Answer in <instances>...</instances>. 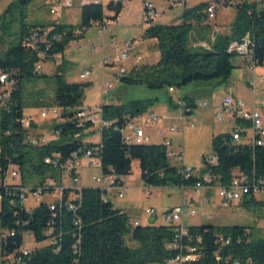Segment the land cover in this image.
I'll use <instances>...</instances> for the list:
<instances>
[{"label": "trees", "instance_id": "obj_1", "mask_svg": "<svg viewBox=\"0 0 264 264\" xmlns=\"http://www.w3.org/2000/svg\"><path fill=\"white\" fill-rule=\"evenodd\" d=\"M31 1L20 0L18 4L29 5ZM208 5L209 2H201L185 9L177 24L146 27L143 36L156 41L159 60L153 65L132 67L120 82L127 86L144 85L148 89H175L193 83L226 81L231 76L234 68L231 60L235 57L227 52V47L246 33L253 42L256 65H264V8L257 10L248 1L234 5L237 15L230 33L215 37L210 50L189 47L191 36L193 40L206 39L203 23L207 20ZM12 7L13 4L7 8V14ZM122 8V3L113 0L105 7L83 4L75 25L56 21L30 24L21 16L17 31L9 35L11 41L5 49H0V75H6L8 82L13 81L0 107V171L13 165L21 176L15 187H0V228L5 232L0 240V264H162L175 256V251L167 249L175 240L174 226H133L129 217L115 209L106 198V192L98 187L80 191L64 189L61 198L54 201L53 210L50 204L42 201L30 210L24 208L19 189L33 185L32 190L40 188L42 195L53 194L62 187L61 166L73 153L98 148L101 172L113 175L115 183L121 185V179L130 174L132 161L136 160L140 179L147 187L191 188L205 174L213 178V182L225 186L234 173H243L250 180L261 179L264 187V147L234 142L228 133L211 138L216 163L205 165L204 158L201 171L188 178L170 163L163 143H125L120 129L153 107L156 100L152 99L102 105L101 118L109 125L100 130V142L83 144L75 140L92 127L74 118L76 111L81 109L88 83H68L58 70L52 76L55 81L52 105L62 109L63 119L53 126L57 137L43 145L27 141L22 83L46 77L37 72V64L63 54L68 43L78 40L93 24H103L105 19L117 20ZM105 10L112 13V17H106ZM9 30L7 23L0 26L2 34H8ZM35 33L37 42L30 47L25 40ZM182 100L189 112L193 111L194 103ZM167 105L172 110L179 108L170 97ZM236 125L249 128L248 122L239 119ZM47 159L55 162L47 164ZM49 181L52 185H48ZM78 194L79 198L74 200L72 197ZM240 203L245 207L263 204L256 196ZM69 205L73 209H69ZM187 231L188 238L182 239L183 245L196 246L200 255L190 264H264V239H252L246 227L187 226ZM24 233H30L38 243L47 244L30 252L22 251ZM220 236L229 243H219Z\"/></svg>", "mask_w": 264, "mask_h": 264}, {"label": "rangeland", "instance_id": "obj_2", "mask_svg": "<svg viewBox=\"0 0 264 264\" xmlns=\"http://www.w3.org/2000/svg\"><path fill=\"white\" fill-rule=\"evenodd\" d=\"M20 0H0V26L7 23L10 27L8 34H2L0 31V49H5L7 43L11 41L10 34L17 31V23L21 16L30 23H50L56 21L61 24L75 25L79 21L80 1L73 0V6L67 10H60L59 15L54 13L53 7L57 0H33L29 5H19ZM100 5L105 7L112 0H97ZM173 0H156L155 7L159 16L153 25H170L180 22V17L185 9L192 8L201 2H209V0H182L174 5ZM249 4H254L257 10L264 8V0H248ZM13 4L10 13H6L7 8ZM106 17H112V13L104 11ZM237 10L234 6L223 7L217 4L215 10V18L206 20L205 38L212 35L220 37L227 35L235 22ZM60 16V17H59ZM106 33L101 37L98 33L97 23L88 28L78 40H73L68 43L63 54L57 55L47 60L40 62L36 67L40 69V75L46 77L25 81L22 83V103L24 106V122L27 133L32 139H45L47 142L56 139L53 126L60 123L59 120L50 118L41 119L39 113L42 109L51 108L53 99L54 78H52L55 70H58L63 80L68 83L84 84L88 86L84 89L81 108L96 111L101 105L113 103L126 104L136 100H156L153 107L147 111H153L156 115H165L164 120H160L157 125H147L142 120L138 125L146 129L151 135L149 144H161L155 135L156 129H175L181 128L184 125L182 132L169 134L164 140L172 141L173 145L180 146L184 156V165L193 170L194 174L201 171L203 159L213 155L211 148V138L213 135L225 134L229 131L228 125L217 122L215 119V108L222 101V98L229 92L228 87H231L229 93L242 99L246 103L252 102V89L248 84L253 79L252 71L248 70L240 59L233 57L231 63L233 65L231 76L223 82L213 81L209 83H193L180 88H175L174 93H169L167 88L148 89L144 85L127 86L120 82V78L114 79V74L119 71L118 66H103L102 56H114L117 54L115 49L108 48L102 50L101 45H108L109 36L115 37L122 48L124 41L137 40L135 45L140 55L138 67L142 65H153L160 57V53L155 46H152L155 40L146 39L143 36L147 25L142 22V0H126L123 3V8L117 20L111 21L105 19L103 22ZM195 36V33L193 34ZM205 39V40H206ZM199 40V39H198ZM189 41V47L198 41ZM136 41V42H137ZM202 41V40H201ZM91 46L94 51H91ZM80 47V49H78ZM139 49L141 51H139ZM133 61V57L124 61L122 65L129 71ZM132 65V66H131ZM130 66V68H129ZM254 73L259 77L262 66H256ZM84 71L90 72L88 79L81 78ZM258 79V78H257ZM104 82H109L112 89L108 96L101 97L100 89ZM264 88V83L263 85ZM261 89L257 88V102L260 101L259 94ZM9 93L8 87L0 88V107L1 102L5 101V96ZM111 96H116V99H111ZM191 100L194 105L197 103L206 102V108H194L193 112L188 116H183L180 120L181 109L169 111L167 109L168 98ZM260 111V109H258ZM260 114V112H259ZM141 116V115H140ZM261 117V116H260ZM75 140H80L83 144H98L100 142V134L94 127L86 131L82 137H75ZM163 140V141H164ZM177 147V146H176ZM175 166V162L169 160ZM80 173L78 186L83 188L94 187V182L90 176L97 174L96 169L86 168L85 159L78 161ZM63 179L62 186H66ZM18 181V180H17ZM50 182V181H49ZM126 193L122 198L110 196V202L115 209L125 213L131 221H138L141 226L147 225H165L164 212L174 209L181 205L183 198H193L197 204L192 203V208L196 214L183 216V222L186 226H242L246 227L251 233L252 239H264V192L256 195V200L263 204L245 207L241 203H231L226 206L222 205L216 191L207 196L206 204H199L196 198L197 194L190 188L181 191L179 187H147L140 179V171L138 161L133 160L131 171L128 176L122 178ZM37 183V180L34 182ZM33 185H29L31 190ZM56 194H45L40 197V202L51 204L57 199ZM38 201L30 199L27 201V209H32L37 205ZM146 208L155 210V215L149 216L144 213ZM150 219V221H148ZM5 232L0 228V240ZM47 243H38L30 233L23 234L22 251L30 252L32 250L42 248ZM130 245V243H128ZM1 261V257H0Z\"/></svg>", "mask_w": 264, "mask_h": 264}, {"label": "built area", "instance_id": "obj_3", "mask_svg": "<svg viewBox=\"0 0 264 264\" xmlns=\"http://www.w3.org/2000/svg\"><path fill=\"white\" fill-rule=\"evenodd\" d=\"M156 0H142V22L149 26L153 24L159 14L156 11L155 7ZM248 0H209V5L206 8L205 14L207 16V20H212L215 18V10L217 4L220 6H234L237 3H241ZM114 3L120 2L124 3L126 0H113ZM177 2H182V0H173L171 4H175ZM82 4L88 3H97L90 2L89 0H82ZM73 0H57L55 6L53 7L54 13H59L60 10L68 9L72 7ZM98 33L100 36H103L105 33V27L103 24L97 23ZM215 40V36H208L207 40L197 41L192 44V48H203L205 50H210L211 45ZM137 40H127L124 41L123 46L119 49L118 45L120 41H118L115 37H111L110 46L118 51V54L114 56H107L102 59L103 66H118L119 71L117 74H114V79L121 78L126 75L128 71L122 65L124 61L129 60L133 57V61L138 63L140 60V55L137 52L135 45L138 43ZM26 44L30 47H33L37 42V34H33L29 39L25 40ZM80 49V47H78ZM91 50H94V47L91 46ZM227 52L232 53L240 59L244 67H246L250 71H254L256 68V63L253 59V42L250 38L249 33H246L240 40L231 41L227 47ZM38 73H40V69L36 67ZM90 77V72L85 71L81 75V78L88 79ZM264 81V77L261 78ZM0 84L3 87H8L13 84V81L7 80V76L2 74L0 75ZM253 85V82L251 83ZM112 89V85L109 82H104L101 86V96H107ZM169 93H173L174 89L169 88ZM264 94V93H263ZM7 98V96H5ZM182 113L189 111L186 103L183 100H174ZM262 106L264 107V99L262 101ZM208 104L206 102L197 103L195 108H206ZM62 109L58 107H51L42 109L39 113V117L41 119L50 118L52 120L63 121L62 119ZM184 115V114H183ZM225 115H231L233 119L242 120L244 122L249 123V130L251 132V136L249 138L243 137V129L239 126L234 127L231 132L232 140L237 143H245L251 145H257L264 147V124L260 117L258 109L254 106H248L240 99H235L232 96H225L222 99V102L215 114V119L217 122H222ZM74 118L79 123H90L92 127H97L100 130L102 127H106L109 125L108 122H105L101 118V107L96 111L90 109L81 108L76 111ZM142 120L143 123L147 125H157L161 118L153 112L146 111L141 114V116L134 117L130 121H128L121 129L120 134L125 143H136V144H147L150 142V138L145 135L144 128L138 125L139 121ZM23 126L25 127V122L23 120ZM184 129V125L181 128H173L170 127L167 130L162 131L161 129H156V132L160 136H164L165 134H171L175 132H182ZM57 137V134H55ZM166 136V135H165ZM165 137L163 138V140ZM162 140L163 145L166 147V155L169 160L175 162V166L181 170V174L188 178L190 175H195L192 169L187 168L184 165V156L181 149L178 147H174L169 140ZM27 141L32 145H43L46 144L47 141L45 139H32L29 135H27ZM79 159H85L87 161V166H91L97 170H99V174L97 176L92 177V181L96 185V187L103 189L106 194L109 190H113L116 192L115 196L118 198H122L125 195L124 187L121 184H116V178L113 175H104L101 172V164L99 158V150L95 148L93 150L88 149L80 154V152L73 153L70 159L61 166L62 173V181L63 179L66 182V186H62L61 188H57L53 194H56L58 197L56 200L61 198V192L66 189H76L80 191L79 183ZM47 164L54 163L52 160H45ZM205 165H213L216 163V158L214 155L207 157L204 159ZM20 172L16 166L10 165L4 171H0V187L6 189L7 187L13 185L14 187L20 182ZM18 180V181H17ZM213 178L209 175L205 174L201 177L199 181L195 183L192 189L195 193H200L201 191H212L215 190L217 196L220 198L222 205L226 206L231 203H239L245 198L255 197L257 194L264 192L263 181L261 179L250 180L243 173H234L229 181V183L225 186L220 185L219 183L213 182ZM48 185H52L51 182H48ZM21 204L27 206V201L30 199L38 201L40 203L41 189L29 190L28 189H19ZM74 200L79 198V194L72 197ZM1 200V195H0ZM203 203L204 199L201 200ZM192 199L191 198H183L181 205L171 210H167L164 212V220L165 225H172L175 227V240L167 245V249L173 250L176 252L175 256L162 264H190L197 259H199L200 255L196 246H192L190 244L183 245L182 239L188 238L187 226L183 222V216L185 215H194L196 214L195 209L192 208ZM37 203V204H38ZM54 203V202H53ZM53 203L50 204V209L53 210ZM69 209H73L72 205H69ZM144 213L149 216L155 215V210L152 208H146ZM133 226H138V222H131ZM200 239L197 240L199 242ZM219 243L228 244L229 240L223 239L221 236L218 239ZM237 264V263H234Z\"/></svg>", "mask_w": 264, "mask_h": 264}, {"label": "crops", "instance_id": "obj_4", "mask_svg": "<svg viewBox=\"0 0 264 264\" xmlns=\"http://www.w3.org/2000/svg\"><path fill=\"white\" fill-rule=\"evenodd\" d=\"M90 2H97V3H99L97 0H89ZM80 4H82L81 3V1H80ZM100 4V3H99ZM83 5V4H82ZM73 6V5H72ZM71 8V7H70ZM69 9V8H68ZM63 10H67V9H63ZM60 13V12H59ZM59 13H57L58 15H59ZM60 17V16H59ZM104 25V24H103ZM105 27V26H104ZM105 31H106V28H105ZM229 31H230V29H229ZM106 33V32H105ZM105 33H104V35H105ZM230 33V32H229ZM228 33V34H229ZM227 34V35H228ZM103 35V36H104ZM103 36H101V37H103ZM111 37L112 36H109V43H108V45H105V44H102L101 45V48H102V50H105V49H107V46H108V48H111L112 49V47L110 46L111 44H110V39H111ZM154 41V40H153ZM156 45V42H154V44L152 45V46H155ZM114 49V48H113ZM91 51H94V50H91ZM116 51V50H115ZM139 51H141L140 49H139ZM117 52V54H118V51H116ZM138 52V51H137ZM138 54H139V52H138ZM107 56H111V54H109V55H103L102 56V59L104 58V57H107ZM133 65V67L134 66H137L138 65V63H134V64H132ZM131 65V66H132ZM108 67H111V66H108ZM129 68H130V66H129ZM132 68V67H131ZM130 68V69H131ZM129 69V70H130ZM256 69L257 68H255V70L254 71H252V73H253V79L251 80V82L250 83H248L250 86H251V89H252V102L251 103H246V102H244L242 99H240V98H238V97H236V96H234L233 94H231V93H229L230 91H231V87L229 86L228 87V93L225 95V96H232L233 98H235V99H240V100H242L244 103H246L248 106H251V105H254L257 109H260V116H261V119H262V121H263V124H264V107L262 106V101H263V99H264V88H263V86H261V85H263V83H264V81L263 80H261V78L262 77H264V68L263 69H260V71H259V77H257L254 73L256 72ZM127 70V69H126ZM85 72V71H84ZM129 72V71H128ZM258 78V79H257ZM253 82V85H251V83ZM102 86V85H101ZM257 88H260L261 89V91H260V93H258L259 94V97L261 98L260 99V101L259 102H257V100H256V97H257V93H256V89ZM174 93V92H173ZM100 95H101V89H100ZM109 95V94H108ZM107 95V96H108ZM224 96V97H225ZM102 97V96H101ZM111 99H116V96H111L110 97V100ZM223 99V98H222ZM174 100H179V99H175V98H172V101L175 103V104H177ZM222 102V101H221ZM221 102L218 104V106L215 108V112H217V110H218V108H219V106H220V104H221ZM111 104H113V105H119L118 103H111ZM102 106V105H101ZM100 106V107H101ZM99 107V108H100ZM167 109L169 110V111H172V109H170L169 107H168V105H167ZM151 112H153V111H151ZM186 112H189V111H186ZM193 112V111H192ZM154 113V112H153ZM185 113V112H184ZM184 113H182V111H181V116L179 117L180 118V120H182L183 119V116H186ZM184 114V115H183ZM158 116H159V114H157ZM160 118H161V120H164L165 119V117L168 119L169 117H172V116H169V117H167V116H165V115H160L159 116ZM226 122V124L228 125V129H229V131L227 132L228 134H231V132L233 131V129H234V127H236L237 125H236V120L235 119H233L232 118V116L231 115H225V117H224V119H223V121L221 122V123H223V122ZM95 129H96V131H98L99 132V129L97 128V127H94ZM162 130V129H161ZM165 130L166 129H164V130H162V131H164L165 132ZM243 131L245 132V134L243 135V137H247V138H249L250 136H251V132H250V130L249 129H243ZM144 133H145V135L146 136H148L150 139H151V135L150 134H148L147 133V131H146V129H144ZM99 134H100V132H99ZM155 135L161 140V143H162V140H163V136H160V135H158L157 134V132L155 131ZM167 137H169V134H165ZM164 135V136H165ZM171 143H172V141H171ZM172 145H173V143H172ZM174 147H178V145H173ZM176 147V148H177ZM179 149H180V146L178 147ZM86 164H87V161H86ZM86 168H88V169H95V168H93V167H91V166H86ZM97 170V169H96ZM98 171V173L97 174H93V175H91L90 176V179H91V181H92V177H94V176H97L100 172H99V170H97ZM79 173H80V168H79V171H78ZM79 173H78V175H79ZM93 182V181H92ZM121 182H122V179H121ZM122 186L124 187V185H123V182H122ZM80 187V189H82L83 187H81V186H79ZM94 187H96V185L94 184ZM124 190H125V193H126V189H125V187H124ZM181 191H184V189H181ZM214 190H212V191H201L200 193H196L197 195V197L196 198H198L197 199V201H198V203L199 204H206V201H207V196L208 195H210V193L211 192H213ZM195 193V192H194ZM115 194H116V192L115 191H113V190H109L108 192H107V194H106V198L108 199V200H110V196H112L113 195V197L115 198ZM117 198V197H116ZM202 199H204V203L201 201ZM195 199H193L192 198V203L195 205V204H197L196 203V201H194ZM131 221V220H130ZM136 221V220H135ZM135 221H131V222H135ZM148 221H150V219L148 220ZM138 222V221H137ZM138 224L141 226V224L138 222Z\"/></svg>", "mask_w": 264, "mask_h": 264}, {"label": "water", "instance_id": "obj_5", "mask_svg": "<svg viewBox=\"0 0 264 264\" xmlns=\"http://www.w3.org/2000/svg\"><path fill=\"white\" fill-rule=\"evenodd\" d=\"M95 4H99V3H95ZM192 113V111L191 112H185L184 114L186 115V116H188V115H190Z\"/></svg>", "mask_w": 264, "mask_h": 264}]
</instances>
